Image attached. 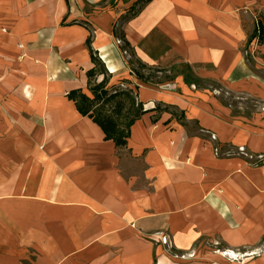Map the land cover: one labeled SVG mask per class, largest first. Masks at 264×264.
<instances>
[{"label":"crops","instance_id":"crops-1","mask_svg":"<svg viewBox=\"0 0 264 264\" xmlns=\"http://www.w3.org/2000/svg\"><path fill=\"white\" fill-rule=\"evenodd\" d=\"M136 2L23 0L24 60L17 70L0 65V264H190L176 255L192 249L191 264H222L213 251L249 253L264 237V163L213 152L264 151V113L233 116L216 94L190 86L198 78L263 99L242 52L252 26L220 0H151L122 20ZM114 26L143 64L186 67L189 82L136 79ZM90 33L108 87L129 80L146 111L123 147L66 97L81 90L92 98Z\"/></svg>","mask_w":264,"mask_h":264},{"label":"rangeland","instance_id":"rangeland-1","mask_svg":"<svg viewBox=\"0 0 264 264\" xmlns=\"http://www.w3.org/2000/svg\"><path fill=\"white\" fill-rule=\"evenodd\" d=\"M108 1L110 2L114 0ZM220 1L222 2L223 9H227L230 14L235 19H239V21H241L242 25H244L245 27L247 26V28H250L252 26L251 34H253V32L256 34L252 38V41H246V43L242 47V52L244 54L245 60L246 58H248V60H246L247 65L257 77L256 80L258 81V83L256 84L261 88V84L264 83V41L262 40L264 38L261 31V28L264 27V0ZM23 6H25L23 0H0V65L5 66L4 62L6 64L7 62H9L10 64L11 62H14L16 64V66L13 65V67H15V70H17V67L19 66L18 63H21L24 60L21 47L18 48L19 41H21L23 34L22 24L24 22V18H22L21 15V9L23 8ZM94 11L97 12V10ZM114 38V45L118 48V51L122 58V62L126 65L129 73L134 76V74L131 72L132 67H134V69H137V66L134 63V53L132 54L131 50L125 45L124 41H122L120 38ZM116 40H121L122 45L117 46L115 44ZM122 51H126V56L122 55ZM132 61L133 63H131ZM146 67L151 68L152 70L158 69L156 67ZM158 70L165 71L156 73L157 78L153 79L154 83H150L152 85L164 84L165 82H167L164 80V75H169L171 73H169L170 70L168 68H160ZM151 71H144L143 69L141 72L144 76H147ZM171 74L174 77L171 82H173L178 76L187 75L186 71L184 70H176ZM124 81L116 82V84L113 86H119L118 88L126 89L127 86L124 84L126 83ZM193 84L194 83H192V85L190 86H195L200 90L211 91L212 93L216 94V98L219 103L223 106H226L233 116L252 117V115L257 112L264 113V98L258 100L255 96L253 97L247 92H237L231 89L228 84H217L209 80L196 81L195 84ZM174 112L177 114V117L175 116L176 119L181 120L182 118L178 119L181 114H178L176 110ZM210 139L215 140V135L210 134ZM213 152L216 156L224 155L229 157L236 156L239 158H243L252 164L264 163V151L258 150L255 154H253L246 146H237L235 150H227V152L223 153H219V148L214 147ZM161 242L165 246L167 245L168 242L166 236L161 238ZM203 248L206 251H213L212 241H207L206 243H204ZM261 251H264V237L257 244L254 250H251L249 253H240L238 251L230 249H218L213 252L222 260V264H240L244 259L248 257H258L261 254L262 256H264V252ZM248 254L250 255L247 256ZM196 256V250L193 249L192 251L186 252L185 254H181L178 256L176 255V257L181 259L185 257L186 260H189V262L191 263L197 260ZM198 263L206 264L207 262L198 261Z\"/></svg>","mask_w":264,"mask_h":264},{"label":"trees","instance_id":"trees-1","mask_svg":"<svg viewBox=\"0 0 264 264\" xmlns=\"http://www.w3.org/2000/svg\"><path fill=\"white\" fill-rule=\"evenodd\" d=\"M151 0H137L132 7L128 9L126 15L121 17L122 20H128L138 14L141 8ZM87 26V24H82ZM113 27L112 33L116 38H120L125 42L127 47L128 44L125 40L124 35L117 31ZM263 38H264V27L261 28ZM256 34L250 35L247 39V42L252 41V38ZM92 34L90 33L87 46L89 48L90 59L94 65V67L89 70L87 75V89L91 93L92 98H88L81 90H72L67 94V99L72 101L77 112L84 117H88L95 123L103 132L105 140H112L117 147H123L126 144V139L129 136V128L130 126L140 118V116L146 111L144 110L142 104L137 101L136 96L129 89H119L114 86L108 87V81L110 79V75L108 74L106 68L103 63L98 59L96 53L90 48V39ZM264 41V39H262ZM133 54V53H132ZM135 61L134 63L137 66V69L132 67L131 72L137 79L144 81L145 83H154L153 79L157 78V72H164L161 70H152L151 68H147L134 54ZM248 60V58H246ZM133 63V61L131 62ZM151 71L150 74L144 76L142 74V70ZM169 73L176 71L175 67L169 69ZM182 70L188 71V68L184 67ZM164 75V80L167 82H171L174 77L172 74ZM102 75V81L97 83V76ZM149 76V77H148ZM184 81L186 83L189 82L188 76L185 75ZM194 81H200L198 78H195ZM129 83V81H124ZM160 106H157L155 110L160 111ZM162 110L170 112L173 116L177 117V114L169 109L167 106ZM182 118V114L178 117V119Z\"/></svg>","mask_w":264,"mask_h":264},{"label":"built area","instance_id":"built-area-1","mask_svg":"<svg viewBox=\"0 0 264 264\" xmlns=\"http://www.w3.org/2000/svg\"><path fill=\"white\" fill-rule=\"evenodd\" d=\"M87 9V8H86ZM93 11V13H97V12H95L94 10H92ZM115 44L117 45V46H121L122 45V42H121V40H116L115 41ZM122 55L123 56H126V51H122ZM122 86V85H121Z\"/></svg>","mask_w":264,"mask_h":264},{"label":"bare ground","instance_id":"bare-ground-1","mask_svg":"<svg viewBox=\"0 0 264 264\" xmlns=\"http://www.w3.org/2000/svg\"><path fill=\"white\" fill-rule=\"evenodd\" d=\"M86 12L89 13V14H92L93 13L92 9H90V8H87L86 9Z\"/></svg>","mask_w":264,"mask_h":264}]
</instances>
